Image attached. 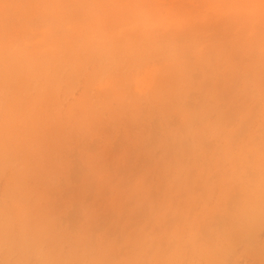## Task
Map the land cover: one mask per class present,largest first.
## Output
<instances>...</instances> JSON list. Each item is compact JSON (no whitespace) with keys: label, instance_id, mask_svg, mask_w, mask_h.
<instances>
[{"label":"rangeland","instance_id":"374dc122","mask_svg":"<svg viewBox=\"0 0 264 264\" xmlns=\"http://www.w3.org/2000/svg\"><path fill=\"white\" fill-rule=\"evenodd\" d=\"M0 264H264V0H0Z\"/></svg>","mask_w":264,"mask_h":264}]
</instances>
